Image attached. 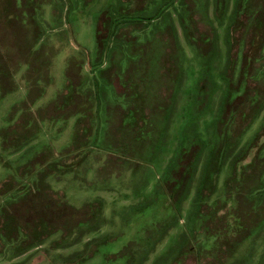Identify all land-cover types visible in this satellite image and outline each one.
<instances>
[{
	"label": "rangeland",
	"instance_id": "rangeland-1",
	"mask_svg": "<svg viewBox=\"0 0 264 264\" xmlns=\"http://www.w3.org/2000/svg\"><path fill=\"white\" fill-rule=\"evenodd\" d=\"M0 264H264V0H0Z\"/></svg>",
	"mask_w": 264,
	"mask_h": 264
}]
</instances>
